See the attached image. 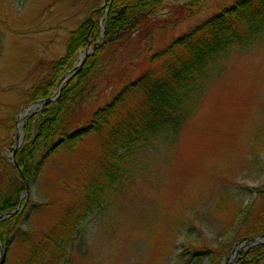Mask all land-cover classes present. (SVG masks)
Instances as JSON below:
<instances>
[{"label": "rangeland", "instance_id": "1", "mask_svg": "<svg viewBox=\"0 0 264 264\" xmlns=\"http://www.w3.org/2000/svg\"><path fill=\"white\" fill-rule=\"evenodd\" d=\"M188 1L167 0L163 13H173ZM234 1L207 0L193 20L158 32L155 48ZM94 4L0 0V125L17 116L14 130L0 126V147L7 157L26 115L35 111L24 104L26 90L64 56L70 32ZM145 50L143 44L130 45L123 68L129 62L145 69ZM102 84L89 100L91 111L114 95L113 90L103 91ZM103 138L90 135L74 152L59 148L23 195L30 199L31 214L20 225L34 231L36 240L53 238L51 231L61 228L71 209L78 210L84 187L98 174ZM124 169L105 197V212L80 224L69 246L62 244L68 256L57 264H183L181 253L191 246L221 248L230 256L241 233L230 228L234 214L256 199V188H264V31L250 47L234 48L223 58L177 137L165 132L129 152ZM263 206V200L256 201L257 210ZM29 252L30 246L14 243L8 264H26Z\"/></svg>", "mask_w": 264, "mask_h": 264}, {"label": "trees", "instance_id": "2", "mask_svg": "<svg viewBox=\"0 0 264 264\" xmlns=\"http://www.w3.org/2000/svg\"><path fill=\"white\" fill-rule=\"evenodd\" d=\"M105 1L103 5V0H95L86 19L70 32L64 56L49 65L46 77L26 90L24 104L31 107L53 98L61 80L68 78L56 100L26 118L21 130L24 140L16 153L18 167L0 147V216L8 214L0 222L3 264H8L14 243L30 246L26 264L62 262L68 256L62 244L69 246L89 215L105 212V197L125 173L126 155L165 132L177 137L223 58L234 48L250 47L264 31V0H235L156 49L158 32L193 20L204 11L207 0L178 4L170 14L163 13L167 0ZM136 43L146 49L147 66L141 71L135 63L128 62L123 68L127 48ZM87 49L89 54L74 72ZM101 84L103 91L113 90L114 95L91 111L89 100ZM16 118L14 114L0 126L14 130ZM93 134L104 137L97 176L84 187L78 210L71 209L61 228L51 231L54 237L36 240L34 231L20 225V219L29 221L31 214L30 199L21 197L59 148L74 152ZM255 192L256 199L242 213L239 206L230 225L241 231L238 240L264 235V206L255 207L257 200L264 202V188ZM181 255L183 264H223L227 257L221 248L193 246ZM237 264H264V243L241 251Z\"/></svg>", "mask_w": 264, "mask_h": 264}, {"label": "water", "instance_id": "3", "mask_svg": "<svg viewBox=\"0 0 264 264\" xmlns=\"http://www.w3.org/2000/svg\"><path fill=\"white\" fill-rule=\"evenodd\" d=\"M84 53H85V55L81 57L80 63H79V65L76 66V68L74 69V72L81 67L85 57L89 53V49L85 50ZM67 81H68V78L65 81H63V79L61 80L60 85H59V87L57 89L56 95L53 98H49V99H46V100H43V101H39L35 105H33L35 111L32 112L31 114H34L35 112H37L38 109H42L43 106L45 104H47L48 102L56 100L60 96V94L62 92V89L65 86V84L67 83ZM27 116H29V114H27L26 117ZM20 123H21V120L18 122V125H20ZM18 127L19 126H17V128ZM23 140H24V135L17 130L16 143H15V146L13 148V152L11 153L12 163L16 167H18V163H17V160H16V153H17L19 147L22 145ZM28 194H29V192H26V195H28ZM21 200H22V198H21ZM20 204H21V201L19 202L17 210L14 213H16L19 210ZM7 217H8L7 213H4L3 215H1L0 216V222L2 220L6 219ZM261 243H264V235H262V236H260L258 238H255V239H248L246 241H243V239H240L236 243L235 249L233 250V253L230 256L227 257L226 262L223 263V264H237L238 259L240 257V253H241L243 248L249 249V248H251V247H253V246L257 245V244H261ZM3 256H5V254ZM0 264H3L2 247H1V245H0Z\"/></svg>", "mask_w": 264, "mask_h": 264}]
</instances>
